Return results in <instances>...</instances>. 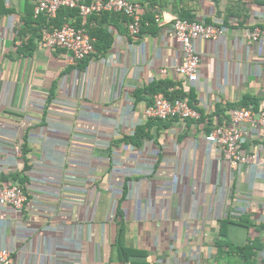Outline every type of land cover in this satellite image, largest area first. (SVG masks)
I'll list each match as a JSON object with an SVG mask.
<instances>
[{"label":"crops","instance_id":"1","mask_svg":"<svg viewBox=\"0 0 264 264\" xmlns=\"http://www.w3.org/2000/svg\"><path fill=\"white\" fill-rule=\"evenodd\" d=\"M132 1L143 8L138 35L119 11L48 17L35 15L39 0H0V185L17 182L27 197L20 211L0 205V244L11 264H242L219 254L223 231L264 264V127L245 124L241 148L255 162L231 165L205 138L235 109H264V41L248 38L264 28V0ZM176 18L225 30L195 41L193 82L174 70ZM60 21L85 26L95 52L74 60L42 47ZM159 81L200 118H149Z\"/></svg>","mask_w":264,"mask_h":264},{"label":"built area","instance_id":"2","mask_svg":"<svg viewBox=\"0 0 264 264\" xmlns=\"http://www.w3.org/2000/svg\"><path fill=\"white\" fill-rule=\"evenodd\" d=\"M76 8L83 18L94 12L115 10L124 13L128 19V28L131 35L141 32L143 22V8L139 2L132 0H39L35 6V15L45 14L55 17L61 8ZM225 30L216 24L199 20L176 18L171 35L181 43L184 59L175 67V72L183 75L189 81L197 80L200 57L195 47L197 39L206 41L217 40ZM253 41H264V28H256L248 34ZM40 45L46 48H62L72 54L74 60H82L95 52V39L85 26H76L63 23L46 31L40 40ZM163 71H166L163 69ZM149 118L168 119H199L200 112L192 107L187 98L168 100L162 93L154 97V101L146 108ZM246 123L253 127H264V109L255 112L250 108L235 109L231 115V123L227 126H216L206 135L209 144L216 145L225 160L231 165L258 161L256 154L247 153L241 148V143L249 134ZM20 153L19 146L15 147ZM27 200L22 186L17 183H3L0 185V205L10 206L20 211ZM12 252L0 244V264H11Z\"/></svg>","mask_w":264,"mask_h":264},{"label":"trees","instance_id":"3","mask_svg":"<svg viewBox=\"0 0 264 264\" xmlns=\"http://www.w3.org/2000/svg\"><path fill=\"white\" fill-rule=\"evenodd\" d=\"M66 8V7H65ZM75 10V12L79 13L78 9L76 8H67ZM63 23L60 21L57 27H60ZM174 82L171 81H159L154 83L151 87L157 93H162L168 100L175 101L176 99H182L185 96V93L182 92L180 89L171 90L170 88L174 86ZM154 119V118H151ZM158 120V119H157ZM142 130V129H141ZM141 130H137L136 135L138 136V132L140 133ZM226 237L225 233L221 231V240L219 241V254H233L239 255L242 260V264H254V256H255V247L253 245H244V246H237L234 245L232 242L224 239ZM227 247V250L224 249ZM121 253L130 255L134 250L126 249L125 247H120ZM125 255V256H126ZM124 257V256H123ZM126 258V257H124Z\"/></svg>","mask_w":264,"mask_h":264}]
</instances>
